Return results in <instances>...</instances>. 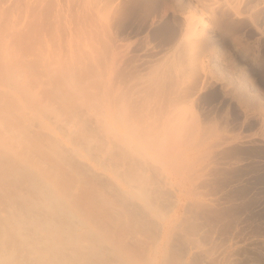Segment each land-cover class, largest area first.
Listing matches in <instances>:
<instances>
[{
    "label": "bare ground",
    "instance_id": "bare-ground-1",
    "mask_svg": "<svg viewBox=\"0 0 264 264\" xmlns=\"http://www.w3.org/2000/svg\"><path fill=\"white\" fill-rule=\"evenodd\" d=\"M136 1L143 4L145 0ZM130 2L131 0H0V264H51L52 255L56 258V264L62 260H71V263L75 261L74 264H95L93 260L91 262L88 256L84 255V253L81 254V252H79L80 254H75L76 256L78 255V259H76L75 255H70L71 258L68 259L69 257L65 254L64 250L73 244L80 245V234L86 229L84 226H87L90 220H99L101 218L98 223H103L105 219H103L102 222V218H106L107 221L108 218H112V216L116 214L117 216L115 218H118V215L130 214L133 219L132 225L140 229L146 227L147 231L151 229L155 232L156 237L152 239V241L148 240L150 237L147 238L148 241L143 239L139 240L141 237L138 238V240L136 239V247L140 256L138 258L143 259L144 257L143 263L146 262V259L147 264L149 261L155 262L159 255L162 256L163 253L161 254L160 252L166 248L169 237L171 238L170 233L174 227H172V218H166V216L163 215L166 219L163 220L160 216L162 221H159L154 215H158L160 210L161 212L166 211L167 213L173 208H177L180 203V194L177 196V191L175 192V187L173 188L174 178L172 179V175L169 174L170 172H165V168L163 169L161 165L163 159L166 161V157L161 158V155L163 157L166 153L164 152L161 154V152H159L161 138H164L163 136L168 137L166 134H170L169 131L176 123V119L171 111V100L168 102L169 98L166 100L164 99L166 97L162 96L166 95L167 92H169L168 95L170 96L174 84V76H172L170 72V63L168 61L164 64L161 63L163 69H157L159 71L158 74L161 73L163 75L157 74L153 80L151 79L150 82L148 81L149 83L147 82V86L142 89V96L138 95V97H140L139 100H133L134 102L130 105L132 112L130 115L133 121H137V123L130 128L132 131L129 134H132V136L129 135V137H124L123 139L124 145L128 148V151L122 150V134L114 130L112 123V120L115 119L122 126H126L127 120L131 119L128 118L130 115L127 116V120L123 117L125 119L124 125V123L122 124V112L117 114V117L113 116V112L116 110L115 105L117 104H115V102L120 101L122 98H119L121 94L119 96L114 94V83L112 86L111 75L107 69L109 67H114L116 63V54H114L113 47L111 46L112 48H108L109 44L107 48L104 46V54L106 53L104 57L106 62L103 72L104 78L101 80V85L99 87L86 86L80 87L78 90L74 88L73 85H67L64 82L63 75L57 76L58 69L64 68L63 70H66V67L70 69L74 64L78 65L77 71L79 73L88 72L89 78L94 75V59H91L89 63L79 61L81 60V56L84 55V50L79 49L80 46L78 47V42H80L81 38H83V41L97 36L100 38L101 33L98 31L99 26L97 25V17L99 14L107 12L111 14L112 18H115L117 17L115 15L119 14L122 9L125 10L122 3L127 4ZM155 8L159 17H162V14L166 15L168 13H172L175 17L176 26H178L177 32L175 33V48L179 53L178 62L181 63L177 68L182 71L186 69L187 78L189 80L186 90L188 96H191L192 92L198 89L204 82L207 68L203 59L207 55L209 56L212 54L214 47L220 40L223 39L220 42H224L223 35L229 36V41H231L230 43L233 45L235 51L240 47H244L242 44L245 42L240 38V35L243 37V31L249 26H253L260 30V35L263 38L261 44L264 48V0H155ZM73 9H78L81 13L80 16H74V13H72ZM4 42L9 44H6L5 48L1 46ZM115 47L117 46L115 45ZM18 52H24L25 56L28 57L19 60L17 56ZM115 52L117 53L116 48ZM60 53L61 56L64 55L61 57L60 62L47 63L46 66L48 70L41 74L44 78L39 82L37 90L35 91L34 89L35 92L31 94L32 98L37 101L44 111L56 112V115L49 118L47 122H42L34 118V113L26 115L24 113L21 115L17 114V110L20 109V107H17L20 104V100L17 97V88L19 87L18 81H20L19 79L21 77L19 69L22 66L28 69L40 68L42 66L43 57L54 58ZM13 55H16L14 60H12ZM101 55L103 56V53ZM183 55L187 57V64H185L187 66L184 65ZM256 55L257 52L251 49V56L255 58ZM159 62L160 60L158 59L156 64H151L149 68L152 69L154 66H160L161 64ZM133 69L139 71L142 69V66L135 64ZM14 73H18L20 77L17 75L14 77ZM184 73L185 72H183V74ZM73 76V73H70L66 77L71 78ZM74 77L78 76L75 75ZM120 82L122 81L120 80ZM90 88L92 89L90 90ZM137 88L140 87H136V90ZM120 91L118 93H122ZM83 99L87 104H90L91 107H101V120L98 119L97 121L93 119V117L91 118L88 115L91 111L86 108L76 110L75 107H73L76 104H73L74 102ZM157 100L161 102H157ZM72 104L73 106H71ZM121 105L122 103H120V106ZM254 105L259 107L257 102H254ZM61 106L62 108H60ZM96 122L100 124V126H103L105 134L106 131L110 129L109 133L111 132L113 137L119 138V142L111 143L104 140L98 144L102 147L100 149L102 152L108 153L107 158H100L101 156L94 154V151L90 150L98 167L82 160L83 156L79 154V151H76L73 147L67 146V144L64 143L65 138H68L88 152L89 145L87 142H89L90 139L96 138L98 131H100V126L98 128V125L95 124ZM138 124L142 125L141 130H135ZM126 127L128 128L129 126L127 125ZM56 129L60 132V135L56 134ZM130 129L128 128V130ZM81 137L84 140L82 142H80ZM50 144L58 147L59 151L52 153L49 147ZM163 144L165 145L162 141V146ZM172 152H170V154L168 152L167 154L172 155ZM186 154L188 156V153ZM197 154L191 158L197 157ZM173 155L175 156V153ZM174 156L173 158H175ZM183 156H185V153H183L182 157ZM170 158L172 157L169 156L168 159ZM188 159L189 158H187V160ZM197 159L199 158L197 157L196 160ZM187 160L184 161V163H189L192 159L189 161ZM194 160L192 162L195 164L196 160ZM198 163H200L199 160ZM64 169L66 171L80 170V173L84 175H82V177L88 178L91 184L89 189L86 192H82V189H77V187L79 188L78 185L73 188L74 184L72 181L69 189L63 194H52L44 187L41 188V183L32 181L33 172L37 171L44 173L45 184L48 185V182L51 183V181L55 184V181L57 182L59 179V171H64ZM103 170L110 173H105ZM175 175L177 176V173ZM69 176L73 180L75 174ZM181 176L182 179H186L183 175ZM122 177L127 178V181H124L123 185ZM60 178L64 179L65 176L61 174ZM178 181L175 183L177 184ZM26 182L29 185L28 191L24 188ZM179 185L180 184H178V186ZM194 191L195 190H193V192ZM179 192L178 190V193ZM196 192L197 191H195V193ZM39 194L48 196L43 199L37 197ZM75 194L80 197L77 198V200L80 201H78L79 204L81 203V206H79L80 208H75L73 206L69 210H63L61 208V200L63 197ZM197 194L199 193L197 192ZM201 197H203V194ZM182 202L185 203L184 200ZM183 207L185 208V206ZM77 208L78 210H76ZM199 208L197 207L196 209L199 210ZM111 209L114 211L112 210L110 213L108 210ZM185 209L184 211L187 210ZM196 209L195 211H188L191 216L197 213L198 210ZM203 209L206 211V206H203ZM82 213L88 214V224L85 223L87 221H81V215H84ZM160 213L159 215H161ZM201 214L204 213L202 212ZM108 215L110 217H108ZM183 215H185V213ZM202 216L203 215H201V217ZM113 220L116 222L117 219ZM120 221H122V219ZM185 221H188V219L186 218ZM92 222L94 221L92 220ZM108 222L112 224L111 221ZM117 222L119 223V221ZM94 223H96V220ZM98 223L95 225L97 226ZM106 223L107 222H105V225L108 224ZM191 223H194V221H191ZM76 224L83 228L81 227L79 229L76 227ZM91 224L93 225V223ZM121 224L123 226L125 223ZM95 225L90 226V228L96 227ZM98 226L100 228L96 230H101V226ZM122 226L120 228L122 230H118L119 236H117V239L118 237L120 238V232H123L122 234L125 232L124 236L128 233L127 230L123 231ZM106 227L107 226H104L102 229ZM123 227L126 226L124 225ZM109 230H111V228ZM193 230H195V228ZM113 231L112 228V232ZM114 232H116V230ZM201 232L203 231L200 230V233ZM92 233L95 234V232ZM110 233L109 231V234ZM145 233L149 236V232ZM175 233L174 238L177 237L176 246H179L181 252H183L185 256L193 255L192 257H195L194 259L199 260L202 264L207 255L201 251L192 252L191 248L186 245L188 242L185 244L180 243L178 240L181 237L182 231L181 233ZM103 234L106 235L105 230ZM189 234L192 233L186 234L187 237H189ZM195 234H197V232ZM85 235L84 233L83 236ZM182 235L184 237L185 233ZM122 236L120 239L123 241L125 237L122 238ZM191 236L193 237V235ZM91 237L89 236L88 238L91 239ZM98 237L99 236H97V239ZM127 238L129 237L127 236ZM185 238L182 239L185 240ZM92 239V242L97 240ZM111 239L114 238L112 237ZM111 239L110 241H112ZM117 239H114V242L112 241L115 247ZM170 241L173 242L172 240ZM128 242L131 243V241ZM127 243L123 245L132 246ZM197 245L196 243V246ZM109 248L111 247L109 246L108 249ZM126 249L124 250L126 251ZM96 250H100V248ZM86 253L95 255L94 253L91 254V252ZM109 253H105V255ZM42 254L48 255L44 257ZM49 254H51V256ZM113 257L115 258V256ZM170 259H172V256ZM107 260L111 261L110 258ZM139 260L140 259H138V261ZM131 261L132 257L130 262ZM112 263L113 262H111V264Z\"/></svg>",
    "mask_w": 264,
    "mask_h": 264
},
{
    "label": "rangeland",
    "instance_id": "rangeland-1",
    "mask_svg": "<svg viewBox=\"0 0 264 264\" xmlns=\"http://www.w3.org/2000/svg\"><path fill=\"white\" fill-rule=\"evenodd\" d=\"M122 4L125 10L122 9L119 14L115 15L117 17L112 18L111 14H108L107 12L100 13L97 17V25L99 26L98 31L101 33L100 38L97 36L95 38L92 37L91 39H86L85 41L81 38L80 42H78V47L80 46L79 49L84 50V55L81 56V60L79 61L89 63L91 59H94V75L89 78L88 72L79 73L77 71L78 65L74 64V66L70 69L67 67L66 70H63L64 68L58 69L57 76L63 75L64 82L67 85H73L74 88L78 90L80 87L86 86L99 87L101 85V80L104 78L103 72L106 62L104 57V55H106V53L104 54V46L107 48L109 44L110 47L108 46V48L113 47L112 49L114 50V54H116V63L114 67H109L107 69L111 75L112 86L114 83V94L116 96L121 94L119 98L122 97V102L121 100L116 101L115 104L117 103V106L114 104L116 110L113 112V116L117 117V114L122 112V118L124 117L126 120L131 118L126 122V126L128 125V128L130 129L137 123V121H133V118L130 115L132 113L130 105L134 102L133 100H139L140 97H138V95L142 96V89L147 86L151 79L153 80L157 76L159 72L157 68H159V70L163 69L162 64L167 61L170 63V72L172 73V76H174V84L172 86L171 95L169 96V92H167V96H162H165L166 98L164 99L166 100L169 98L168 102L171 100V111L176 119V123L169 131L170 134H166L168 137L163 136L164 138H161L162 140L159 145V152H161V154L164 152L166 153V155L163 154V157L161 155V158L166 157V161L163 159L161 165L163 169L165 168L164 171L168 173L170 172L169 174L172 175V179L174 178V186H172L173 188L175 187L174 189L175 192L177 191V196L180 194L181 198L179 197L180 203L177 208H173L167 213L166 211L161 212L160 210L159 213L161 212V215L158 213L159 216L154 214L159 221H162V219L164 220L167 217L172 218V227H174L172 228L173 231L171 230L170 233L172 239L169 237V242L166 248L160 252L161 254L163 253L162 256L159 255L155 262H150L148 260V264H165V261L166 264H199V260L194 259L195 257L193 258V255L185 256V254L181 252L179 246H176L177 237L174 238L176 234L175 232L181 233V231L182 233L180 236L182 238L187 237L186 234L188 233L192 234H189V237L185 238V240L181 237L180 240L178 237L180 243L186 244L188 242L189 244L187 243L186 245L191 248L192 252L201 251L207 255L205 256V261H203L202 264H264V48L261 44V40L263 38L260 35V30L253 26H249L245 29L242 33L243 37L240 35V38H242L243 42H245L242 44L245 48L240 47L235 51L233 49V45L230 43L231 41H229V36L227 37V35H223L224 42H220L223 39L220 40L214 47L212 54L209 56L207 55L203 59L207 68L205 71L204 82L198 89L192 92L191 96H188L186 90L188 88L189 80L187 78L186 69L182 71L177 68V66L179 64L181 65V63L178 62L179 53L175 48V33L178 29L175 17L172 13H168L166 15L162 14V17H159L156 13L155 0H145L143 1V4L139 3V1L131 0L130 3ZM72 13H74V16H80L81 14L78 9H73ZM6 44L9 45L4 42L1 46L5 48ZM115 45L117 47H115ZM115 48L117 53L115 52ZM251 49H254L257 52L255 58L251 56ZM102 53L103 56L101 55ZM17 56L19 60L28 57L25 56L24 52H18ZM63 56L64 55L61 56L60 53L54 58L43 57L41 63L42 66L40 68L37 67L35 69H28L27 67L23 68L22 66L19 69L21 77L18 73L13 74L14 77L16 75L20 77V81H18L19 87L17 88V97L20 100V104L17 107H20V109L17 110V114L21 115L24 113L26 115L34 113V118L42 122H47L49 118L56 115V112L44 111L43 108L39 106L37 101L32 98L31 94L37 90L39 82L44 78L41 74H43L42 72L48 70L46 66L47 63L56 61L59 63L61 57ZM15 57L16 55H13L12 60H14ZM182 57L184 65L187 64V57L185 55ZM158 59L160 60L159 63L162 64L158 67L154 66L155 68L153 67L150 69L149 66L154 63L156 64ZM135 64L141 65L142 69L139 71L134 70L133 68ZM183 72L185 73L183 74ZM70 73H73L74 76L77 75L78 77H66ZM120 80L122 82H120ZM136 87L140 88H137L136 90ZM91 89L92 88H90V90ZM119 91L122 93H118ZM160 100H157V102H161ZM254 102H257L259 107H256ZM120 103H122V107L120 106ZM73 104L75 105L73 106ZM73 104L71 106L75 107L76 110L86 108L91 111L88 114L91 118L93 117V119H96L97 121L98 119L101 120V107L96 106L97 109L93 106L91 107L84 99L78 100ZM60 108H62V106ZM124 118L122 119V124L124 123L125 125ZM112 123L114 130L122 134V150L128 151V148L124 145L123 139L124 137H129V133L132 129L128 130L126 126H122L115 119L112 120ZM95 124L98 125L99 128L100 124L97 122ZM141 129L142 125L140 124H138L137 128H135V130ZM109 131L110 129L106 131V134H108L106 135L103 126H100V131H98L96 138L90 139L89 142H87L89 145L88 152L85 151L83 147L76 145L68 138H65L64 143H66L67 146L73 147L76 151H79V154L83 156L82 160L98 167L90 150H93L94 154L101 156L100 158H107L108 153L102 152L100 150L102 147L98 144L104 140L111 143L119 142V138L113 137ZM55 132L57 135H60V132L57 129ZM130 136H132V134ZM82 141L84 140L81 137L80 142ZM162 141L165 143V145L163 144L164 147L162 146ZM49 147L52 153L59 151V148L53 144H50ZM168 152L169 154L172 152V155L167 154ZM174 153L175 156L173 155ZM183 153H185V156L182 157ZM186 153H188V156ZM196 154L199 159L196 160L197 157L191 158L196 156ZM169 156L172 158L168 159ZM173 156L175 158H173ZM184 157L186 160L189 158L187 161L192 159L190 160L191 162H189L190 164L187 162L184 163V161H186ZM193 160L195 161V164L192 162ZM198 160L200 163H198ZM103 171L108 174L110 173L106 170ZM80 172V170H60L58 181H55V184L52 181L51 183L48 182L47 185L44 181V173L34 171L32 181L41 183V188L44 187L52 194H63L69 189L72 181L74 184L73 188L78 185L79 188L77 187V189H82V192H86L91 184L88 178L82 177L83 173ZM174 173H177V176ZM61 174L65 176L64 179L60 178ZM73 174H75V177L72 180L69 175L72 176ZM181 175H183L186 179H182ZM196 177L200 179H197ZM124 181H127L126 177H122V185L124 184ZM176 181H178L177 184L175 183ZM178 184L180 185L178 186ZM24 185L25 190L28 191L29 185L27 182ZM178 190L180 191L179 193ZM193 190L197 191L199 194H197V192L195 193V191L193 192ZM191 193L194 194L192 195ZM202 194L203 197L205 196L204 198L201 197ZM47 196L48 195L43 194L37 195V197L43 199ZM77 198H80L77 194L63 197L61 200V208L63 210H69L73 206L75 208H80L79 206H81V203L79 204L80 201L77 200ZM186 198L188 202L186 201ZM183 200L187 204L183 203ZM192 203L196 208L201 207L202 209L199 208V211ZM183 206H185L187 210ZM203 206H206V211L203 209ZM78 208L76 210H78ZM194 208L198 211L194 216L192 215V217L188 211H195ZM184 209L186 211H184ZM112 210L113 209L108 211L112 212ZM200 212H203L204 214H201ZM184 213L185 215H183ZM200 214L203 216L201 217ZM124 215H118V218H115L117 214L112 216V218L108 215L110 218L107 217V221L106 218H102V222L103 219H105L103 223H98L101 218L99 220L95 219L96 223L101 226V230H96L100 227L95 225L96 223H94V219H92L94 222L90 220V223L88 224V214L81 215V221H87L85 223L88 225L85 224L87 225L84 226L86 229L84 228L85 230H83L80 234L79 240L82 241H79L80 245L73 244L64 250L65 254L69 257L68 259L71 258L70 255H75L81 252V254L84 253V255H87L91 262L93 260L95 264H111V262H113L112 264H131L133 260L132 264H147V259L145 260V263L142 262L145 259L143 256H141L143 259L138 258L140 256L136 247V239L138 240V238L141 237L139 240H147V238L150 237L148 240L152 241V239L156 237V234L151 229L147 231L146 227L143 229H140L137 226L135 227L132 225L133 219L130 214ZM163 215H165L166 218ZM186 218L188 221H185ZM113 219H117L116 222H114ZM121 219L122 221H120ZM108 221H111L112 224ZM117 221H119V223H125L124 225L126 227H123L124 225L122 226V224H120L123 231L127 230L128 232L125 236V232L124 234H122L123 232H120V238L122 235V238L125 237L123 241L119 237L117 239L119 231L122 230L120 229L121 226ZM191 221H194V223H191ZM105 222L109 224V229L111 228V230L108 229V224L106 223L107 225H105ZM91 223H93V225ZM77 225L78 224H76V227L79 229L82 227ZM94 225L96 227L90 228V226ZM104 226L107 227L102 229ZM112 228L114 231L116 230V232L113 231L114 234L112 232ZM194 228L195 230H193ZM104 230L106 235L109 234V231L111 233L106 236L103 234ZM200 230L203 232L200 233ZM92 232H95V234ZM145 232H149V236ZM196 232L197 234H195ZM84 233L86 234L85 236H83ZM183 233H185L184 237L182 235ZM191 235H193V237ZM89 236L93 237V239L91 237L92 240H96L97 236L99 237L96 241L92 242L91 239L88 238ZM110 236L111 238L113 237L114 239H117L116 247L113 243L114 239H111ZM127 236L129 238H127ZM103 238H106L107 240H104ZM110 239L113 242L110 241ZM87 240H90L91 242ZM103 240L108 243H105ZM128 241H131L132 244ZM126 243L132 245L133 247L123 245ZM196 243L198 244L197 246ZM107 246H110L111 248L108 249ZM97 248H100V250H96ZM124 249H126V251ZM86 252H91V254L94 253L95 255H90V253ZM105 253L109 254L105 255ZM134 253L138 255H135ZM42 255L46 257L48 254ZM49 255L51 256V254ZM113 256H115V258ZM171 256L172 259H170ZM77 257L78 255L76 256V259H78ZM106 257L107 259L110 258L111 261L107 260ZM131 257L132 261L130 262ZM51 258V264H56L55 256L52 255ZM138 259L140 260L138 261ZM70 263L71 260H62L58 264ZM74 263L75 261L71 264Z\"/></svg>",
    "mask_w": 264,
    "mask_h": 264
}]
</instances>
